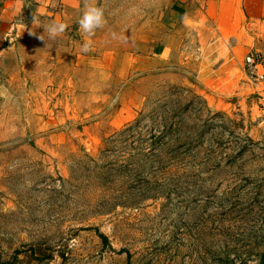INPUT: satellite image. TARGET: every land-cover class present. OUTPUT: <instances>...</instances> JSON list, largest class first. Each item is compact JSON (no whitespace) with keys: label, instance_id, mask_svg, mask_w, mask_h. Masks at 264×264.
<instances>
[{"label":"rangeland","instance_id":"rangeland-1","mask_svg":"<svg viewBox=\"0 0 264 264\" xmlns=\"http://www.w3.org/2000/svg\"><path fill=\"white\" fill-rule=\"evenodd\" d=\"M172 1L98 5L96 52L140 59L109 88L0 66L1 261L264 264V46L201 45Z\"/></svg>","mask_w":264,"mask_h":264},{"label":"crops","instance_id":"crops-1","mask_svg":"<svg viewBox=\"0 0 264 264\" xmlns=\"http://www.w3.org/2000/svg\"><path fill=\"white\" fill-rule=\"evenodd\" d=\"M93 2L99 5L104 0L0 2V66L16 59L28 60L47 78H72L86 72L95 78L96 84L109 88L111 79L124 77L128 67L137 66L140 59H129L126 54L96 52L95 36L92 37V50L88 53L81 51L86 37L78 20L84 5ZM167 14L177 24L196 30L201 45L212 42L213 46H220L222 42H230L233 45L229 46L231 51L244 50L246 53L264 46V0H173ZM53 22L67 25L66 31L55 39L49 38L44 31ZM155 61L153 57L148 58L146 68L150 70ZM140 66L145 65L141 63ZM245 75L248 78L247 72ZM103 90L100 93H110L109 89L104 93ZM122 109L116 112L111 124L120 120Z\"/></svg>","mask_w":264,"mask_h":264},{"label":"clouds","instance_id":"clouds-1","mask_svg":"<svg viewBox=\"0 0 264 264\" xmlns=\"http://www.w3.org/2000/svg\"><path fill=\"white\" fill-rule=\"evenodd\" d=\"M106 23L104 10L99 7L96 3H86L84 5V10L78 20V25L82 33L85 35L86 39L81 45V51L83 53H88L92 50L93 40L92 37L95 32L102 28ZM67 25L63 22H53L49 24L44 31L48 33L49 38L55 39L59 35L66 31ZM115 38V34H113ZM41 39V37H39Z\"/></svg>","mask_w":264,"mask_h":264},{"label":"built area","instance_id":"built-area-1","mask_svg":"<svg viewBox=\"0 0 264 264\" xmlns=\"http://www.w3.org/2000/svg\"><path fill=\"white\" fill-rule=\"evenodd\" d=\"M1 2L8 0H0ZM264 59L259 53H248L245 57V66L248 79L257 87L261 93L264 89Z\"/></svg>","mask_w":264,"mask_h":264},{"label":"trees","instance_id":"trees-1","mask_svg":"<svg viewBox=\"0 0 264 264\" xmlns=\"http://www.w3.org/2000/svg\"><path fill=\"white\" fill-rule=\"evenodd\" d=\"M0 264H13V261L12 262H9V261L8 262H3V261H1V255H0Z\"/></svg>","mask_w":264,"mask_h":264}]
</instances>
